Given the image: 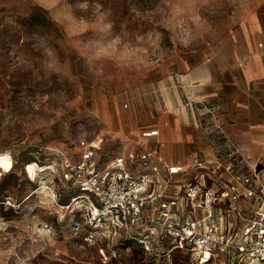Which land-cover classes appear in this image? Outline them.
Segmentation results:
<instances>
[{
	"label": "rangeland",
	"instance_id": "374dc122",
	"mask_svg": "<svg viewBox=\"0 0 264 264\" xmlns=\"http://www.w3.org/2000/svg\"><path fill=\"white\" fill-rule=\"evenodd\" d=\"M263 22L264 0H0V264H221L72 235L60 157L136 149L160 83Z\"/></svg>",
	"mask_w": 264,
	"mask_h": 264
},
{
	"label": "built area",
	"instance_id": "2783aa9c",
	"mask_svg": "<svg viewBox=\"0 0 264 264\" xmlns=\"http://www.w3.org/2000/svg\"><path fill=\"white\" fill-rule=\"evenodd\" d=\"M102 142L80 138L60 157L69 200L59 205L73 212L72 235L93 245L118 236L155 256L177 250L221 264H264L263 162L233 152L197 160L192 175L159 145L100 155Z\"/></svg>",
	"mask_w": 264,
	"mask_h": 264
},
{
	"label": "crops",
	"instance_id": "0c3cea01",
	"mask_svg": "<svg viewBox=\"0 0 264 264\" xmlns=\"http://www.w3.org/2000/svg\"><path fill=\"white\" fill-rule=\"evenodd\" d=\"M260 43L263 45L261 46ZM264 22L210 53L198 52L183 71L163 80L166 110L159 134L138 147L159 145L169 162L194 170L239 152L264 163ZM142 129V130H143ZM157 143L150 145L152 139ZM131 150V149H130Z\"/></svg>",
	"mask_w": 264,
	"mask_h": 264
},
{
	"label": "trees",
	"instance_id": "16d2710c",
	"mask_svg": "<svg viewBox=\"0 0 264 264\" xmlns=\"http://www.w3.org/2000/svg\"><path fill=\"white\" fill-rule=\"evenodd\" d=\"M33 18H36V17H34V15H31Z\"/></svg>",
	"mask_w": 264,
	"mask_h": 264
}]
</instances>
